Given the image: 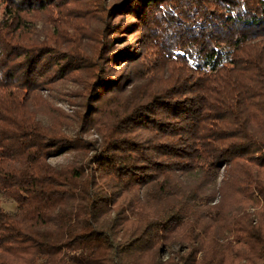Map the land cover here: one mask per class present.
<instances>
[{"label":"trees","instance_id":"16d2710c","mask_svg":"<svg viewBox=\"0 0 264 264\" xmlns=\"http://www.w3.org/2000/svg\"><path fill=\"white\" fill-rule=\"evenodd\" d=\"M73 1L0 0V264H264V0H117L87 62L82 28L24 43L29 13ZM119 33L135 45L104 53ZM83 68L101 140L25 108Z\"/></svg>","mask_w":264,"mask_h":264},{"label":"rangeland","instance_id":"374dc122","mask_svg":"<svg viewBox=\"0 0 264 264\" xmlns=\"http://www.w3.org/2000/svg\"><path fill=\"white\" fill-rule=\"evenodd\" d=\"M115 1L117 0H99L96 4L98 5V8L92 9L91 11L88 10L87 12H84V10H82L85 5L84 0H74L63 8L58 9L50 7L45 10H36L31 14L29 13L28 21H26L29 30L27 29V33L25 32L23 34L24 43L29 44L30 42L45 40L46 35H49L51 38L55 37L56 35V39H58L60 48L70 49L71 47H73V44L70 41L74 40L75 38L73 37L76 36L73 30H75V27L78 28L77 31H80L79 28H82L83 33L81 41L83 45L80 46L79 50L81 52V55H83L84 57V62H87L88 58H91V61L95 56V50L97 52L98 49L95 39H97L98 35L99 38L101 37V33L99 34V32L103 31V26L105 28L107 27V32L110 33L111 31H113V28L110 26V28L108 29L109 24L112 22L116 23V21L120 19H115L116 13L111 16V13L109 14L105 10V8H107V5L110 6ZM4 9L5 4L0 3V18L3 17ZM58 12L60 19L62 15L64 16L67 14L69 16V20H66V22L62 23V27L59 29L57 28L56 24H60L61 22H56L55 20L58 16ZM126 19L130 18L127 17ZM63 27L65 30H67V33L73 35L72 38L62 35ZM31 32L32 34H30ZM78 35H80V33H78ZM117 36L122 37L119 38V40L113 42V44L112 41L115 36H110V42H106L104 44V53L113 48L115 50H118L120 48L123 49L129 43H133L135 45L137 34L133 35L129 33H119ZM101 42L104 43L103 40ZM110 53L111 51L109 52V54ZM109 54L105 55L109 56ZM47 59H49L48 56ZM103 64L106 63L103 62ZM106 69L109 75L118 77L120 72L125 69V66L110 67V64L108 63ZM90 71V69L83 68L82 70L76 72L74 71L63 79L56 78L48 83L43 84L40 91L38 90L37 92L32 94L35 95V97L32 98L33 100H31L28 105H26V110L32 112L35 117L44 120L46 124H59L63 131H72L73 129L76 130L82 124L84 126L81 127L80 130L83 132V136L85 138H89L92 140H101V135L98 131V125H95V123L91 124L93 123L91 118H89L87 122H83V118H81L80 116V114H83L90 106H97L98 103H100L98 101L103 100L105 96L108 97L109 95L108 92H106L105 94L101 93L99 96L92 95V93H90L91 91L89 90L84 92V86L86 84V80L90 77ZM88 111H91V109H88ZM72 157V154H63L61 156L53 158L52 161L54 163H64L70 160V158ZM255 197L257 198L256 195H254V198ZM233 200V196L224 198L222 200L223 203L220 205L222 212H225V217L227 218L224 221L226 224L230 222V219L227 216H231V212L236 214ZM254 209L256 208H251V210ZM173 248L177 249L176 246H174ZM162 257L164 260H168L171 257V254L166 251L164 254H162ZM175 261L177 264H179L177 262V258L175 259Z\"/></svg>","mask_w":264,"mask_h":264}]
</instances>
